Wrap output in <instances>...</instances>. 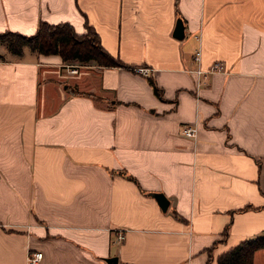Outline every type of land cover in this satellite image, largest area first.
<instances>
[{
  "label": "crops",
  "instance_id": "0c3cea01",
  "mask_svg": "<svg viewBox=\"0 0 264 264\" xmlns=\"http://www.w3.org/2000/svg\"><path fill=\"white\" fill-rule=\"evenodd\" d=\"M41 21L126 66L0 41V264H218L264 236V0H0V33Z\"/></svg>",
  "mask_w": 264,
  "mask_h": 264
},
{
  "label": "trees",
  "instance_id": "16d2710c",
  "mask_svg": "<svg viewBox=\"0 0 264 264\" xmlns=\"http://www.w3.org/2000/svg\"><path fill=\"white\" fill-rule=\"evenodd\" d=\"M0 41L16 55H22L24 48L29 47L38 53L60 54L65 63L95 61L100 65L126 66L119 57L104 48L98 32L91 25H87V31L80 34L69 22L52 24L41 21L32 35L8 30L0 33ZM149 80L157 95L163 97V90L154 78L150 77ZM261 248H264V236L244 239L222 253L218 264H253L254 254Z\"/></svg>",
  "mask_w": 264,
  "mask_h": 264
},
{
  "label": "built area",
  "instance_id": "2783aa9c",
  "mask_svg": "<svg viewBox=\"0 0 264 264\" xmlns=\"http://www.w3.org/2000/svg\"><path fill=\"white\" fill-rule=\"evenodd\" d=\"M201 58H202V52H201V49H198L195 53V60L200 64ZM65 66L68 70V73L76 74L80 71L81 65L75 64V63H66ZM223 68H224V64L221 61H218V62H215L213 65H211V67L209 69H204L201 67V65H199L198 69H196V72H197L199 77H202V76H207V74L210 72L220 71ZM137 70H139L140 72L146 73L149 70V68L138 67ZM197 83L200 85L201 79H198ZM183 133L187 136H190V137H196L197 133H198L197 125L191 124V125L184 126ZM122 237H123V235L120 234L119 239ZM42 257H43L42 251L31 250V251H29V254H28L27 264H38L39 261L42 259Z\"/></svg>",
  "mask_w": 264,
  "mask_h": 264
},
{
  "label": "water",
  "instance_id": "95a60500",
  "mask_svg": "<svg viewBox=\"0 0 264 264\" xmlns=\"http://www.w3.org/2000/svg\"><path fill=\"white\" fill-rule=\"evenodd\" d=\"M177 37H182L184 35V26L181 19L178 20L175 33ZM158 197V201L163 209H167L169 205V199L163 193H154ZM107 261L110 264H118L117 256L108 257Z\"/></svg>",
  "mask_w": 264,
  "mask_h": 264
},
{
  "label": "rangeland",
  "instance_id": "374dc122",
  "mask_svg": "<svg viewBox=\"0 0 264 264\" xmlns=\"http://www.w3.org/2000/svg\"><path fill=\"white\" fill-rule=\"evenodd\" d=\"M78 64H80V63H78Z\"/></svg>",
  "mask_w": 264,
  "mask_h": 264
}]
</instances>
